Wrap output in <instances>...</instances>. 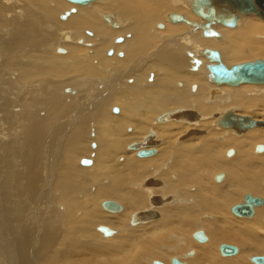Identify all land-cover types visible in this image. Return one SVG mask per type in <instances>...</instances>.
<instances>
[{
  "label": "bare ground",
  "instance_id": "obj_1",
  "mask_svg": "<svg viewBox=\"0 0 264 264\" xmlns=\"http://www.w3.org/2000/svg\"><path fill=\"white\" fill-rule=\"evenodd\" d=\"M98 1L0 0V126L15 122L21 136L11 146L8 133L0 134V247L9 237V263L169 264L175 257L184 264H247L264 255V131L257 130L264 127L238 133L217 123L225 112L262 120L264 112H256L264 108L256 107L264 106V94L242 89L249 84L215 86L201 54L215 50L226 67L255 55L264 60V25L235 11L234 27L214 24L219 38L203 37L166 18L201 23L190 10L193 0H169L171 12L163 14L146 0L81 8ZM157 11L163 23H156ZM239 86L228 94L227 87ZM257 143L263 151H254ZM228 148L232 155L222 161ZM139 149L154 153L136 159ZM84 157L89 165L80 163ZM210 176L224 182L214 186ZM247 192L262 204L251 217H237L249 220L229 219L226 206L242 203ZM109 201L119 209L101 207ZM98 226L113 235L95 237ZM193 228L209 242L200 245L205 236L195 243ZM220 242L235 244L239 254L216 257Z\"/></svg>",
  "mask_w": 264,
  "mask_h": 264
},
{
  "label": "water",
  "instance_id": "obj_2",
  "mask_svg": "<svg viewBox=\"0 0 264 264\" xmlns=\"http://www.w3.org/2000/svg\"><path fill=\"white\" fill-rule=\"evenodd\" d=\"M67 2L79 5H85L94 0H65ZM228 4V8L220 7L214 8L210 5L209 0H193L190 6L192 14L199 17L201 23H191L185 20L182 16L173 13L166 15L167 20L170 23H184L191 28L200 30L203 37L219 38V34L211 28L212 25L218 24L223 27L232 28L237 20L236 12L243 15H254L259 20L264 22V0H222ZM236 11V12H235ZM69 12L73 13L74 8H70ZM68 11H65L60 18L64 19L68 15ZM161 27V25H158ZM201 54L205 56L209 64H206L205 69L207 71L208 78L215 86L226 85L235 87L240 84H249L260 86L264 85V60L256 59L253 61L242 62L226 67L220 60L218 53L215 50L203 49ZM190 55V54H189ZM193 65L191 70H195L199 64V60L193 59ZM211 63V64H210ZM115 113L116 109H112ZM218 125L222 128H233L235 132L242 133L249 128L264 127V115L262 120H250L248 117L232 116L230 112H225L224 116L218 120ZM94 145L91 144V147ZM255 152L263 151L262 145H256ZM154 153L153 149H139L136 152V156L147 157ZM226 156L232 155V150H227ZM82 165H89V160H81ZM222 179V174H217L213 177V180L219 182ZM262 204V199L259 197H253L250 194H244L242 196V203L234 204L229 208V212L236 217H251L253 215V209L255 206ZM101 207L116 211L119 206L112 202H102ZM264 223V220H263ZM97 231L105 236L112 233L111 230L104 226H98ZM191 238L196 242H205L206 237L201 230H196L191 234ZM217 251L220 256L228 257L235 255L237 248L229 244H219ZM190 253V252H189ZM251 264H264V255L252 256L248 258ZM151 264H162L159 261L153 260ZM169 264H184L176 258H171Z\"/></svg>",
  "mask_w": 264,
  "mask_h": 264
},
{
  "label": "rangeland",
  "instance_id": "obj_3",
  "mask_svg": "<svg viewBox=\"0 0 264 264\" xmlns=\"http://www.w3.org/2000/svg\"><path fill=\"white\" fill-rule=\"evenodd\" d=\"M100 1L101 0H99L97 3H93V4H90V5H88V6H85V7H81V8H85V9H87V8H90V6L91 5H97L98 3H100ZM111 1H115V0H111ZM145 1V0H144ZM152 1V2H151ZM161 1H162V3H161ZM146 0V2H147V4H156V9H158V7L160 8V9H158L162 14L163 13H167V12H171V2L169 1V0H164V2H163V0ZM62 2H63V0H62ZM66 3V2H65ZM114 3V2H113ZM66 4H68V3H66ZM167 4V5H166ZM69 5V4H68ZM162 6H164L163 8H162ZM170 7V8H169ZM77 10V9H76ZM111 10H114L113 12H117V14L119 15V12H118V10L114 7V9H111ZM111 10H109V12H112ZM156 13H158V11L156 12ZM162 14H160V16H162V18L160 19L159 18V13L157 14V20H156V23H157V21H158V23H163V21H161V22H159V20H162L163 18H164V15H162ZM158 18H159V20H158ZM245 18H247V19H245ZM242 17L241 19H240V22H241V20L242 19H245V20H255V21H257V22H262V24L264 25V22L263 21H261V20H259L258 18H256V17ZM100 19V18H99ZM101 21V20H100ZM60 22H62L63 23V21H61L60 20ZM239 24V23H238ZM165 25L166 26H172L170 23H168V25L165 23ZM164 25V26H165ZM107 28L108 29H110L108 26H107ZM221 29H229V28H224V27H220ZM157 30H159V29H157ZM163 30V29H162ZM110 31H112V29L110 30ZM114 31V30H113ZM116 31V30H115ZM160 31V30H159ZM219 32V31H218ZM220 34H221V32H219ZM263 36V35H262ZM117 37H122L121 35H119V36H115V37H113V39L112 40H115ZM64 39H66V37H64ZM90 39H92V38H90ZM94 39V38H93ZM206 40H208V39H206ZM211 40V39H210ZM214 42H218V41H215L214 39H212ZM92 41V40H91ZM94 41H92L91 43H88L89 45L86 47L87 49H86V52H87V55L88 56H90V54H91V49H92V47H93V45H92V43H93ZM94 44V43H93ZM113 44H114V42H112V46H113ZM116 45H118V44H116ZM207 47H213V46H211V45H206ZM113 48V47H112ZM64 50V49H63ZM88 50V51H87ZM122 52H120L119 54H121ZM256 57V55L255 56H252V57H250V58H245V59H238V60H236V61H233V62H231V63H238V62H244V61H249V60H254V59H256L255 58ZM150 78V77H149ZM149 78L148 79H146L147 80V82L148 81H150L149 80ZM241 87H242V89H247L249 92L251 91V93L252 92H254V93H252V96H255V95H253V94H258L257 93V91H259V94H264V86H251V85H244V86H242L241 85ZM240 86H239V88L237 87V88H229V87H227L228 89H226V90H228V94H230L229 93V89H231V92L232 91H236V90H239L240 88H241ZM247 87V88H246ZM258 89V90H257ZM226 90L225 91H223V93L222 94H224V95H226L227 94V92H226ZM260 90L261 91H263L262 93L260 92ZM247 91V94L249 93ZM255 91H256V93H255ZM227 94V95H228ZM263 98H264V95L262 96ZM11 99V98H10ZM12 103V102H11ZM13 104V103H12ZM9 107H10V105H9ZM257 109L258 108H264V106H259V107H256ZM13 109H15V104H13L12 106H11V115H13V114H15L16 112H17V110L15 109V110H13ZM250 110V112L253 114L254 113V110H252L253 109V107L251 108H249ZM256 109V110H257ZM247 112V111H246ZM262 112H264V109H262V110H260V111H257L256 112V114H258L259 115V117H260V113H262ZM250 113V114H251ZM21 119H25L24 117L23 118H21ZM257 119H259V118H257ZM213 120V119H212ZM14 123V124H13ZM13 123H11L10 122V124L8 125V126H6V125H1L0 126V134L1 135H3L4 133V131H6L5 132V134L6 133H8V135H5V137H6V140L4 141V142H7L8 144H10L11 146L13 145V143H12V141L13 140H18V141H20L19 139H21V136H19V131H18V128H16L15 126H16V124H15V122H13ZM13 124V125H12ZM3 126H5V128L3 127ZM2 127V128H1ZM217 127V130H219V128H218V126H216ZM194 129H197V130H202V131H204V129H198V127H193ZM4 129H6V130H4ZM9 129V130H8ZM14 129H15V131H14ZM255 129V128H254ZM257 130H261V131H264L262 128H257ZM8 131V132H7ZM213 131H214V129H213ZM205 132V131H204ZM225 132V131H224ZM12 133V134H11ZM15 134V135H14ZM17 134V135H16ZM226 133H223V135L221 134V136L220 137H218V138H220V140H223V138L224 137H226L227 136V134L225 135ZM4 136V135H3ZM13 136H15L14 138H13ZM205 136V135H204ZM11 137V138H10ZM17 137H19V139L17 138ZM200 137H201V135H200ZM233 138L235 137V136H232ZM194 138H197L196 136L194 137ZM235 139H238V138H235ZM216 140V139H215ZM11 141V142H10ZM217 141V140H216ZM219 142V141H218ZM217 142V143H218ZM221 142V141H220ZM257 144H262V143H257ZM264 145V144H263ZM91 149V148H90ZM93 149V148H92ZM193 149H195V150H197V146H193ZM229 149V148H228ZM227 149V150H228ZM231 149V148H230ZM226 149H224V150H221V153H220V159L223 161H226L227 159L224 157L225 156V153H226V151H227ZM234 150V149H233ZM156 153H157V148H156ZM234 153L236 154V151L234 150ZM234 154V155H235ZM263 154V153H262ZM222 155V156H221ZM250 155H251V157H253V158H258L257 156H254L253 155V148L251 149V152H250ZM264 155V154H263ZM262 156V155H261ZM233 157V156H232ZM235 157V156H234ZM233 157V158H234ZM85 159H86V157H84ZM84 158H81L82 160H84ZM138 157H136V159H137ZM224 158V159H223ZM86 160H90L89 159V157H87V159ZM227 161H229V160H227ZM79 166H80V164H78ZM91 166V165H90ZM88 167V166H87ZM220 172H218V173H215L214 175H216V174H219ZM224 173V172H223ZM213 175V176H214ZM225 175V177H226V174H224ZM211 176H212V174H211ZM211 176H210V184H212V185H214V186H220V185H222V183L224 182H222V183H220L219 185H217L216 183H214L213 181H212V178H211ZM7 178V177H6ZM10 180L13 182L14 181V179H13V177H11L10 178ZM224 180H225V178H224ZM261 185L262 186H264V181H262L261 182ZM95 186V185H94ZM188 189V188H187ZM195 190V188H192V190H190L191 191V193H192V195H195L196 194V190H195V192H193ZM187 192H188V190H187ZM190 193V192H189ZM247 193H249V192H247ZM249 194H251V193H249ZM251 195H253V194H251ZM254 196H256V195H254ZM260 197V196H259ZM264 199V198H263ZM114 201V200H113ZM115 202H117V201H115ZM239 202H241V200L239 201ZM239 202H234V203H231V204H229V205H227L226 206V209H225V215L229 218V219H231V220H237L238 219V221H240V220H249V219H240V218H237V217H235V216H233L230 212H229V208L232 206V205H234V204H237V203H239ZM119 204V203H118ZM175 204V203H174ZM173 204V205H174ZM168 205V204H167ZM178 205V204H177ZM176 205V206H177ZM97 207V206H96ZM264 207V206H263ZM262 207V208H263ZM98 209H99V211H101V212H103V213H105L100 207H98ZM260 208H258L257 209V211L259 210ZM106 214L107 215H111V216H114V215H120V214H114V215H112V214H110V213H108V212H106ZM122 214V213H121ZM204 215H206V214H204ZM202 215L201 216H199V219H201L202 220ZM196 218V217H195ZM198 218V217H197ZM196 218V219H197ZM204 218V217H203ZM209 218L211 219L212 218V215H209ZM254 218H255V216L251 219V220H254ZM198 219V220H199ZM197 220V221H198ZM10 221V220H9ZM196 221V220H195ZM3 223H5L4 221H2ZM195 224V223H194ZM139 225H146V224H139ZM111 230V229H110ZM193 230H194V228H193ZM203 232H204V230L203 229H201ZM195 231V230H194ZM96 232V231H95ZM112 232H114L113 230H112ZM193 232V231H192ZM191 232V233H192ZM205 233V232H204ZM99 236H98V235ZM112 235H113V233H112ZM111 235V236H112ZM99 237L100 238V233L98 232H96V236L95 237ZM205 236L208 238L207 239V242L206 243H203V244H200V245H205V244H207L208 242H209V237H208V235L205 233ZM106 238V237H105ZM107 238H109V237H107ZM97 239V238H96ZM194 241V240H193ZM195 242V241H194ZM3 243H4V245H3V248H4V246H6V249H10V244H9V237H7V238H5L4 240H3ZM195 243H197V242H195ZM221 243H223V244H228V243H225V242H220V243H218V245L219 244H221ZM193 245H195L194 243H192ZM197 244H199V243H197ZM196 244V245H197ZM230 245H232L233 246V244H231L230 243ZM8 246V247H7ZM234 246L235 247H237V249L239 248L238 246H236L235 244H234ZM2 247H0V264H10L9 263V258H10V254L6 251V250H4ZM215 249H217V247L215 248ZM215 249H214V253H215V255L217 254V256L216 257H218V258H220V256H219V253L217 252V250L215 251ZM4 253V254H3ZM239 254V249H238V253L236 254V255H234V256H237ZM234 256H232L231 258H234ZM253 256V255H252ZM175 258V257H174ZM221 259H230V257H222L221 256ZM159 262H161V261H159ZM246 262H247V264H251L249 261H247V259H246ZM166 264H168V263H166ZM186 264V263H185Z\"/></svg>",
  "mask_w": 264,
  "mask_h": 264
},
{
  "label": "flooded vegetation",
  "instance_id": "obj_4",
  "mask_svg": "<svg viewBox=\"0 0 264 264\" xmlns=\"http://www.w3.org/2000/svg\"><path fill=\"white\" fill-rule=\"evenodd\" d=\"M108 25V24H107ZM109 26V25H108ZM111 28V27H110ZM118 39V40H117ZM117 39L116 40H114V42L115 43H119V42H121V40H119V39H122L121 37H117ZM114 109H116V111H117V108H114Z\"/></svg>",
  "mask_w": 264,
  "mask_h": 264
}]
</instances>
